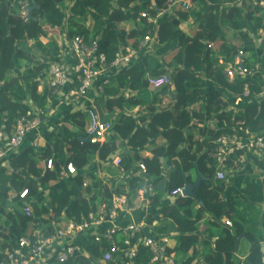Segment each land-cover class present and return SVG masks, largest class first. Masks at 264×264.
<instances>
[{
	"label": "trees",
	"instance_id": "trees-1",
	"mask_svg": "<svg viewBox=\"0 0 264 264\" xmlns=\"http://www.w3.org/2000/svg\"><path fill=\"white\" fill-rule=\"evenodd\" d=\"M20 1L0 0V127L7 135L29 111H39L45 119L48 103L54 99L49 87L39 91L49 64L60 61L57 42L40 41L48 32L57 33L64 27L68 39L80 35L91 42L97 37L107 62L125 47L135 49L139 56L109 76L107 83H100L104 109L118 113L103 142L83 141L88 137V121L77 111L65 115L56 132L44 135V149L31 145L16 151L9 156L8 166L0 168V260L3 251L21 237L53 234L61 217L79 220L99 203L109 205L113 195L126 194L132 204L137 191L152 180L147 197L150 206L158 209L144 221L151 225L156 220L158 234L179 236L178 245L167 249L175 254V264H264L260 247L264 242V155L250 154L243 169L221 181L214 178L212 156L213 140L231 133L232 127L240 125L252 134H264V99L232 108V98L241 94L245 82L250 83L252 99L264 84V5L260 4L264 0H190L194 6L163 17L158 25L146 16L156 17L169 0ZM25 5H34L28 19L21 15ZM189 19L194 26L191 34L180 27ZM124 21L139 24L125 31L117 27ZM148 33H155L158 41L151 52L138 48ZM239 51L244 53L243 67L261 79L228 80L225 63L232 62ZM20 61L25 68L18 75L15 67ZM165 73L174 87L173 101L167 104L157 100V95L170 85L154 92L147 80L148 75ZM148 92L153 93L151 99ZM125 105L139 107V114L125 113ZM157 139L162 142L156 143ZM121 142L127 149L119 155V164L103 167L116 183L88 172L75 176L70 185L51 186L60 178L59 166L72 163L81 170L96 158L105 163ZM146 149L150 157L141 154ZM49 158L53 170L42 166ZM140 162L145 165L144 173L138 172ZM197 175L202 182L194 192L196 199L178 196L170 204H160V192L168 194L183 187L184 179L193 183ZM24 188L28 190L24 201L32 209L29 216L20 210L17 195H12ZM205 216L207 229L199 232ZM216 230L221 232L215 245L226 241L233 249L236 240H246L250 245L246 256L236 258L232 251L212 247ZM86 243L95 262L100 247L91 237ZM137 255L138 263H149L147 248L139 246ZM49 263L55 262L51 258Z\"/></svg>",
	"mask_w": 264,
	"mask_h": 264
},
{
	"label": "built area",
	"instance_id": "built-area-1",
	"mask_svg": "<svg viewBox=\"0 0 264 264\" xmlns=\"http://www.w3.org/2000/svg\"><path fill=\"white\" fill-rule=\"evenodd\" d=\"M184 9H189V3L177 0ZM261 5H264L262 2ZM26 7L23 6L22 16L26 17ZM149 17L148 22L158 25L159 17ZM152 42H157L156 34L148 33L139 44V49H149ZM69 49L74 58L73 73L60 62H51L48 67V85L54 98L63 96L74 102L84 99L91 89L96 87L98 94L102 93L101 82L107 83L109 76L130 66L138 58V51L130 47L120 49L111 62H107L104 53L99 51L98 38L87 42L83 36L76 35L69 39ZM244 53L239 51L235 59L225 63L224 74L229 81L241 78H253L254 74L243 67ZM72 75V76H71ZM147 80L154 88L170 83L167 74L148 76ZM76 82L74 89L70 84ZM261 91L251 98L250 83L245 82L241 94L233 97V103L239 106L252 102H260L264 99V84L261 83ZM88 121V139L92 142H103L105 135L112 130L110 121L102 120L93 106L86 109ZM41 118L37 112H27L21 115L10 134L7 135L3 127H0V168L6 167L9 156L19 151L25 137L40 126ZM212 156L215 161V180H225L229 175L243 169L249 160V155H264V134H252L249 129L240 125L231 128V133L219 135L213 140ZM120 157H114L112 164L117 166ZM45 168L53 170L55 165L51 158L45 161ZM138 170L145 172V165L138 164ZM57 173L60 178L74 176L77 173L72 163L59 166ZM148 189V190H147ZM182 189L178 188L168 193L169 199L182 197ZM147 191L151 186L139 189L137 199L148 205L150 200ZM17 195L20 210L29 216L32 209L28 202L24 201L28 196L27 188L22 189ZM139 209L136 204H130L126 194L113 195L110 204L99 203L95 210L90 211L81 219L66 220L61 217L60 222L54 225L53 234L45 235L41 232L34 233L33 237H21L12 248L3 251L0 264H36L45 253L50 252L46 261L52 258L54 264H144L138 263V248L144 246L151 253L148 264H175L171 253H167L169 237L167 235H142V223H125L123 216L132 214ZM227 225L231 223L225 221ZM92 238L100 247L101 255L96 261H91V254L87 250L86 242ZM46 253V254H47Z\"/></svg>",
	"mask_w": 264,
	"mask_h": 264
},
{
	"label": "crops",
	"instance_id": "crops-1",
	"mask_svg": "<svg viewBox=\"0 0 264 264\" xmlns=\"http://www.w3.org/2000/svg\"><path fill=\"white\" fill-rule=\"evenodd\" d=\"M175 1H177V0H169L168 1L166 9H164L163 11L158 13V14L162 13V15L159 17V20L162 19L163 17L169 15V14H175L176 11H178L179 9H184L181 4L174 3ZM183 1L189 3L190 7L194 6V4L191 3L190 0H183ZM153 5H154V2H153ZM90 24H91V21L89 20L88 21V25H90ZM138 24H139L138 21H136V22L124 21V22L118 23L117 27L119 29H123L125 31H129V30L135 28L136 25H138ZM180 27L185 32H187L189 34H191L192 31L194 30V26L192 25L191 19L183 22ZM57 31H58V33H60V36H59L61 38L60 41L56 40V38H55L56 36H54L55 32H48L47 36L40 38V41L43 44H47V43H49L52 40H54V41L56 40V42H57V44L59 46V50H60V61L59 62L63 66H65V68L69 71L70 74H72L73 73L72 66L74 65V58L72 57L70 49H69V39L67 38L66 29L64 27H62V28H60ZM156 43H158V41L157 42H152L149 45V48H152V44H156ZM151 50L152 49H150V52H151ZM137 54L139 56V53H137ZM21 63H23V62L22 61L18 62L16 67H15V71H16V73L18 75L25 68L24 63L23 64H21ZM21 66H23V67L21 69H19ZM165 74H167V73H165ZM148 76H151V75H148ZM253 78L258 79V80L261 79V78H259V75H257V73H254ZM167 85H170V83L164 84V85H162L160 87H156L155 91H160L164 86H167ZM75 86L76 85H74V83L70 84V89H74ZM45 87H47V88L49 87V85H48V77H47V79L44 82H42L41 86L39 87V91H42ZM173 88L174 87L170 85V87H168L163 93L160 92L157 95V100L161 99V101H162L164 94L169 91L172 94V101H173V92H172ZM152 94H153L152 92H148L147 93V96H148L149 99H151L153 97ZM163 104H167V103L163 102ZM89 106H93L96 109V111L98 112V114H99V116H100V118L102 120L110 121L112 123L113 120L117 117V114H118L117 112H114V111L113 112H106V110L104 109V99L101 97L100 94L97 93L96 87L91 89L90 92L88 93V95L84 99H82V100H80L78 102H74L70 98H65L63 96H59V97L54 98L51 101H49L48 108H47V110L44 113L45 119L41 118V116H40V118H41L40 126L37 129H35L34 131L30 132L26 136V138L24 139V142L22 143V145H21L19 150L27 148V147H29L31 145H35V146H37V147H39L41 149H44V147H45L44 135L45 134L50 133V132H56L58 125H60L62 123L61 120H62V118L65 115L80 111L84 116H86V109ZM243 106H244V104L240 105V107H243ZM124 108H125V106L123 107V111H124ZM138 109H139V107H137V106L134 107V108H130V112L127 113V114H132L134 116L135 115L137 116L139 114ZM37 113H40V112L38 111ZM109 117H111V120H107V118H109ZM154 141L156 143L162 142V140H160V139H157V140H154ZM126 149L127 148L125 146V142H121V145H119V147H118L117 151L115 152V154L113 156H110L105 163L99 161L96 158L95 161L91 165H89L87 168H84V169H81V170H77L76 175H74V176H64L63 178H59L57 181L51 182V186L53 188H61V187H64L66 185H70L72 183V181H73L75 176L85 175L88 172H92L98 178H102V179H105V180H110V181H112V183L114 181V183H116L115 181H117V180L113 179L111 177V175L109 173H107V171L103 167H104L105 164H108V163L112 164V160L114 159V157H119L121 152L123 150H126ZM141 154L143 156H148V157L151 156L150 151L147 150V149L141 151ZM8 163L9 162L6 163L7 166H8ZM41 163H42V166L45 167L44 161H42ZM138 172H139V170H138ZM166 172H165V174H166ZM139 173H141V172H139ZM122 178H123V175L119 176L118 180H120ZM196 178L197 177H195V180H196ZM124 180L126 182L127 176L124 178ZM151 182H152V180L149 181L147 183V185L151 186L150 185ZM47 191L48 190L43 191V193L41 195L45 197L46 194H47ZM160 198H161L160 204H163V205L170 204L174 200V199H169L167 193H163ZM132 202H133L132 204L138 205L139 209L137 211H135L134 213H132V214H125L123 216L124 217L123 218V222H125V223H131V222L142 223L143 224L142 235H146V236L147 235H152V236H155V235H167L169 237V242L167 244L168 248H174L175 246L178 245L179 236L176 233L158 234V233L155 232L154 227L158 224V222L156 220H154L151 223V225L145 224V221H144L145 217L150 212L154 211L155 209H158V207H152V206H150V204L145 205L144 203H141L137 199L136 195H135L134 199L132 200ZM206 221H207V216H205L204 219L202 220V222L199 224L200 225L199 232H203L205 229H207ZM224 221H227V220L225 219ZM214 232H215V237H213L211 239V242H210L212 247H216L218 250H221L223 252L224 251H232L236 258L240 257L242 259V258H244L246 256V254L248 253L249 249H247V248L244 249V247L241 248L242 247L241 243H242L243 239L236 240L235 241V246H234L233 249L229 246V244L226 241L220 242L217 245H215L216 244L215 243V239L220 234V230H216ZM260 247H261V251H262V253L264 255V242H262L260 244ZM191 252H192V250L189 251V255L191 254ZM46 253L43 256V259H41L36 264H48V261H46V259L49 256L50 252H48L47 254ZM171 254H172L173 258L175 259V254L174 253H171ZM263 259H264V257H263Z\"/></svg>",
	"mask_w": 264,
	"mask_h": 264
},
{
	"label": "water",
	"instance_id": "water-1",
	"mask_svg": "<svg viewBox=\"0 0 264 264\" xmlns=\"http://www.w3.org/2000/svg\"><path fill=\"white\" fill-rule=\"evenodd\" d=\"M33 8H34V5L26 8L27 19L30 18V13H31ZM87 140H88V137L83 139V141H87ZM201 182H202V178L200 175H197V178L193 183H189V182H187L186 179H184L182 196L183 197H192V198L196 199L194 192L201 185Z\"/></svg>",
	"mask_w": 264,
	"mask_h": 264
},
{
	"label": "rangeland",
	"instance_id": "rangeland-1",
	"mask_svg": "<svg viewBox=\"0 0 264 264\" xmlns=\"http://www.w3.org/2000/svg\"><path fill=\"white\" fill-rule=\"evenodd\" d=\"M17 1H19V2H21L20 0H17ZM21 9L23 10V7H21ZM22 10H21V15H22ZM54 36H56L55 38H56V40L57 41H60L61 40V38L59 37L60 36V33H54ZM55 40V41H56ZM30 44V43H29ZM150 49L151 48H149L148 49V51H150ZM21 64H23V63H21ZM23 66H21L19 69H21ZM154 92H157V91H154ZM162 102H164V103H172V94H171V92H166L165 94H164V96H163V99H162ZM232 108H234V109H238L239 108V106H237V105H235V103H233V106H232ZM124 112L125 113H129L130 112V108H129V105H125V108H124ZM107 120H111V117H109V118H107ZM208 127V129H210L212 126H210V124H208L207 125ZM193 176H194V174H193ZM160 194L162 195L163 193H161L160 192ZM6 210H8V209H6ZM221 232V231H220ZM241 248H243L244 247V249L245 248H247V249H249V247H250V245H249V243L246 241V240H243L242 241V243H241ZM263 263H264V259H263Z\"/></svg>",
	"mask_w": 264,
	"mask_h": 264
},
{
	"label": "clouds",
	"instance_id": "clouds-1",
	"mask_svg": "<svg viewBox=\"0 0 264 264\" xmlns=\"http://www.w3.org/2000/svg\"><path fill=\"white\" fill-rule=\"evenodd\" d=\"M89 140V139H88Z\"/></svg>",
	"mask_w": 264,
	"mask_h": 264
}]
</instances>
